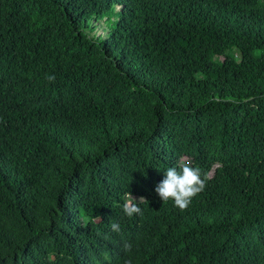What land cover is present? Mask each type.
I'll use <instances>...</instances> for the list:
<instances>
[{"label": "trees", "instance_id": "obj_1", "mask_svg": "<svg viewBox=\"0 0 264 264\" xmlns=\"http://www.w3.org/2000/svg\"><path fill=\"white\" fill-rule=\"evenodd\" d=\"M0 264H264V0H0Z\"/></svg>", "mask_w": 264, "mask_h": 264}, {"label": "clouds", "instance_id": "obj_2", "mask_svg": "<svg viewBox=\"0 0 264 264\" xmlns=\"http://www.w3.org/2000/svg\"><path fill=\"white\" fill-rule=\"evenodd\" d=\"M48 79L53 81L55 77L49 76ZM204 187L205 179L201 178L200 169L192 167L190 162H185L180 165L179 171L176 167H169L165 171L164 178L156 185L155 192L163 202L172 200L176 207L184 211L188 208L192 198L203 191ZM133 199L135 198L131 196L123 204V212L128 217L141 212L140 207L132 202ZM111 229L119 232L120 225L112 223ZM124 247L125 250H130L131 245L125 244Z\"/></svg>", "mask_w": 264, "mask_h": 264}, {"label": "rangeland", "instance_id": "obj_3", "mask_svg": "<svg viewBox=\"0 0 264 264\" xmlns=\"http://www.w3.org/2000/svg\"><path fill=\"white\" fill-rule=\"evenodd\" d=\"M96 29H97V33H98V34H104V31L102 30V28H99V29L96 28Z\"/></svg>", "mask_w": 264, "mask_h": 264}]
</instances>
